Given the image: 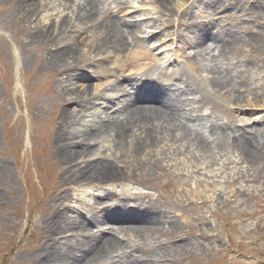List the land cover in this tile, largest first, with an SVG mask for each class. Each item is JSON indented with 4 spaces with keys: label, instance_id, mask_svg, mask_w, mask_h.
<instances>
[{
    "label": "rangeland",
    "instance_id": "1",
    "mask_svg": "<svg viewBox=\"0 0 264 264\" xmlns=\"http://www.w3.org/2000/svg\"><path fill=\"white\" fill-rule=\"evenodd\" d=\"M17 1L0 0V264H76L69 258L55 263L49 253L53 255L52 250L56 248L67 249L70 253L74 243L83 240V233L67 230L57 235L52 220L78 223L76 213L85 217L82 212H77L85 209L80 204L87 195L102 192L96 189L100 182L107 183L101 187L114 194L131 192L148 196L147 201L158 199L152 202L161 211L158 226L136 234L138 237L129 233L122 235V232L116 235L118 240L124 241L120 246L132 248V261L144 254L152 264H264V0H168L167 12L146 7L136 15H129L126 19L137 21L133 28L139 30V39L145 38V50L154 55L151 59L164 56L168 50L160 51L167 38L164 36L171 35L179 23H189L190 28L198 23L206 33L185 32L181 45L184 41L190 43L204 37L205 48L210 43L205 36L211 33L230 42V48L224 47L226 53L222 56L218 46H214L216 51L211 46L202 51L199 59V49L203 47H188L187 44L186 50L180 53L182 57L178 58L180 54L177 57V63L182 61L177 67L179 77L201 94L202 106L212 109L210 118H202V123L211 122V117L215 121L224 118L228 131L223 136L219 132L222 138L217 141L205 137L207 149L198 152L195 146L179 141V130L175 129L169 139L165 138L162 128L153 152L146 151L134 157L131 143L135 133L125 138L121 148L111 146L110 138L106 137L88 148L87 153L98 150L95 157L90 158L81 155L83 147L79 145L71 146L73 153L79 152L77 157L65 154L69 136L63 131L65 123L82 118L81 108L73 103L74 95L70 94L79 95L81 84L89 87L96 80L81 83L77 82V77L65 79L71 64L69 58L64 59L67 62L65 71L56 79L60 83L55 82L51 88L45 78L55 68L50 64L51 69L44 70L47 65L42 55L45 60L56 52L48 44L53 47L54 43L72 42L76 45L73 58L79 64L96 63L93 68L98 71L115 68L114 58L105 59L108 53L92 48L93 40L86 39L95 31L98 39L103 36V31H98L100 26L95 30L96 21L93 24L90 20L85 21L78 27L70 15L65 16L75 1L39 0L42 2L32 4L30 12L42 7L39 18L43 15L51 24L56 15L66 17L67 31L73 30L65 39H59V36L66 31L57 36L58 42H51L60 32L51 25L34 43V39L30 40L31 28L37 21L25 24L21 14L15 15L13 10ZM215 3L218 4L212 6ZM177 4H184L179 12ZM225 4L226 12L223 11ZM210 6L212 11L208 9ZM205 11L212 12L209 13L211 16L208 17ZM45 13H51V16L45 17ZM102 20L99 23L112 21L106 16L104 22ZM39 25L49 26L43 22ZM233 37L240 41L238 45L231 43ZM12 49L19 57L18 68L14 66ZM188 51L194 56L186 61ZM97 62L104 69L99 68ZM186 63L197 64V69L192 71L195 74L210 69L222 71L226 75L215 83L214 89L230 87L229 94L205 93L200 81L184 66ZM113 72L120 75L116 70ZM17 79L20 83L15 88ZM224 79L230 85L224 86ZM60 87L64 88H61L63 95L59 93ZM118 104L101 107V110L104 113L114 108V111ZM252 108L261 113L249 118L251 114L246 110ZM242 116L249 118V122L241 127ZM84 119L90 124L94 118ZM227 135L230 136L228 139L225 138ZM135 136L140 141L143 139L139 133ZM115 151H120V155L116 156ZM119 157L121 160L117 161ZM101 158L116 161L115 171L111 173L116 175L117 172L119 179H102L98 174L85 172L89 171L88 165L96 166ZM131 202L139 207V201ZM109 256L96 263L83 260L80 264H103Z\"/></svg>",
    "mask_w": 264,
    "mask_h": 264
},
{
    "label": "bare ground",
    "instance_id": "2",
    "mask_svg": "<svg viewBox=\"0 0 264 264\" xmlns=\"http://www.w3.org/2000/svg\"><path fill=\"white\" fill-rule=\"evenodd\" d=\"M63 1L65 0H52V2H56V3ZM153 1L155 3V6L160 5L158 7L159 9H161V7L167 8L165 6L167 0H153ZM36 2L40 4L42 1L39 3V0L38 1L30 0L23 3L21 0H18L17 3L15 4L16 15L19 14V12H22L21 14L23 15V19H26L27 22L28 21L30 22L32 18L36 17V15L34 11L30 12L29 9L32 7V4H35ZM100 5H101L100 2L97 0H80V4L74 10L75 12L73 11V13H75L74 19L75 22H77L76 24L82 25L84 24L85 21L89 22V20L91 24L95 23L97 17L101 14L102 11V9H100ZM183 6L184 4L181 5L177 4L176 8L180 10L181 8H183ZM121 8L122 6H119V9ZM106 13L107 11H105V14ZM41 21L43 22L44 20L42 19ZM104 24L99 23L97 25V27L101 26L103 28V36L99 38L100 40L96 39L95 41L92 42V46H93L92 48H95L97 51L103 49V51L105 50V53H109L108 56L107 55L105 56V59H109L110 57L109 55H112L114 57V60L116 61L115 69L119 73L127 72L129 74L132 73L133 75H135L137 72L142 71L143 68L145 69L147 64H145L143 61L144 55L142 54L134 55L128 53L129 51L128 44L126 40L123 38V33L117 31V29L120 26V23L118 21H116V24L111 22L108 24V27H106ZM66 25L67 23L63 21L61 22L60 27L65 28ZM126 33L128 36L130 32H126ZM201 33L204 35L203 31H201ZM231 40H233L231 43L234 44L240 43V41L236 40V37H233ZM212 43H218L220 45L219 55L221 56L226 53L224 47L226 49L230 48L229 47L230 42L228 41L227 43L224 41V39H221L219 41L213 39ZM199 45H201V43ZM75 46L76 45L74 44L68 46V43L62 44L60 46L61 52H58L59 51L58 49L56 52H54V55H52L49 60L50 61L53 60L54 62L57 63L61 62V64H63L66 62V60L64 59L71 58V66L76 67L78 65L77 62L79 61L73 58L75 56L73 53L76 50ZM185 54L188 53L186 52ZM80 65H82V67L78 68L79 71H81L83 66H85L83 65V62ZM98 66L99 68L104 69L102 68L103 65L101 66V64H98ZM186 67L189 70L191 69L195 70L197 69V64L196 63L186 64ZM108 72L109 70L107 71V73ZM105 73H106L105 69L104 71H100L99 73L101 74L100 77L103 76L105 78L106 77ZM207 73L212 76V79L209 81V83L200 80L201 82H203V84H205V87L207 86V88H213L214 86H216L215 83L218 82V80L223 79V77L226 75L220 70H212V69H210ZM179 84L181 83H178L177 85ZM224 86H227L225 81H224ZM79 87H80L79 95H83L85 98L89 96L90 98L86 101V103H84L78 101V100H83L80 98L79 95L75 93L70 94V96L74 95L73 99L75 101H73V103H75L77 107L81 108L79 114L82 115V118L75 119L73 120V122L65 123L63 134L69 136V139L67 140L68 148H66L67 150L65 151V154L68 153L72 157L73 156L77 157L79 155V152L73 153L72 151H74V149H72L71 146L74 147L76 145H79V147H83V150L81 149V155L82 154L87 155L88 158L93 156L95 157L98 150H96L95 153L94 151L91 153H87L89 150L88 148L90 146L94 144L96 145V143L92 144V142L95 141L99 142L103 138L105 139L106 137H109L111 141L110 143L111 146L113 145L114 148H121L123 147L125 138H129L130 135L133 133H135V135L136 134L138 135L139 133L143 138L140 141L138 138L137 139L135 138L137 136L135 135L133 136L134 137L132 140L133 143H131L132 145L131 154L133 155V157L141 153H145L146 151L152 153L154 150L153 148L156 142V137L162 132L159 131V129L162 128L164 132L163 134L164 136H166L165 138L171 139L172 138L171 135L173 131L177 129V131L178 130L180 131L178 137L179 141L182 142L185 141L186 144L195 146L196 151L198 152L207 149L205 143H203L199 138H196V136H191V134L186 133L184 128L178 123L177 111H181L183 104L178 103V101H175L174 99L173 100L169 99L167 100V102H161V103L159 102V106L153 104L152 102H149L146 105H141V104L139 105L135 102L131 103V101H129L128 103L122 105V108L119 111L114 112L113 115H108L106 111H104V113L102 112L101 107L109 108L108 104H112V102H114L113 96L112 95L109 96L106 92L114 91L116 87H109V89L105 87L101 91H98L97 87H95L94 89L91 88L90 86L87 87L84 84H81ZM61 88L63 87H60L59 92L62 94L63 91ZM65 90L67 91L66 88ZM174 111L177 113H174ZM79 114H77L76 117ZM63 115H67V114H63ZM98 115H100V117L102 118H98L97 117ZM84 118H94V119L90 122V124H88L89 121H87ZM95 118L97 119V121L95 120ZM161 136L164 137L163 135ZM115 152H116L115 153L116 156H119L121 153L120 151H115ZM121 157L116 158V160L117 161L121 160ZM111 162L113 161H110L109 158H101L100 163L99 162L96 163L97 164L96 166L95 164L94 166L88 165L90 167L89 171L85 170V172L87 171L88 173L90 172V173L98 174L102 179H110L111 177L118 178L117 172L116 175L114 173H111L115 171V168L117 166L116 161L115 163L114 162L111 163ZM80 176L82 177L81 173ZM83 176L85 175L83 174ZM137 216L138 217L144 216V220H139L138 222L131 223L129 219H126V221L123 220L119 221V219L108 220L102 216L100 217L91 216L90 217L91 219H87V218L79 219L78 223L76 224L80 223V225L66 224L65 222L63 223L61 219L52 220L53 227L55 229L54 232L55 233L57 232V235H60L67 230H71L72 232L83 233L86 237H89L90 240H88V242H85L83 240L79 242H75L73 247L69 251L70 253H67V249L56 248L55 251L54 249L52 250L53 255L50 253L49 255L52 259L55 258V260L53 259L55 263H58L59 259L61 261L63 259L69 258L71 260L73 259L76 264H80L81 261L86 259L90 260L91 262L92 261L98 262L103 257L107 256L110 251H114L113 253L115 255V260H117L116 264H131L132 262L134 264H147L146 261H149L152 264V261L150 259H146L147 256H144V254H142L143 256L139 257L137 260L132 261L130 248L123 247L126 252L123 251L120 256L119 251L117 249L122 248L120 245L123 243L120 242L118 239H116L114 236L111 235L105 236L102 233L101 235H93L90 233L91 231L90 228H98L99 227L98 222L105 221L107 224L111 226V228L107 229L103 233H110L119 229V231H123L124 233L131 234L132 237H138L136 236V234L139 235L143 233L142 231H147L148 226L145 227V225L151 226L152 224L150 222L154 221L155 218H152V215L148 213H143L142 210H139ZM125 223H129V224L131 223V225L129 226L128 224ZM140 225H143L142 229L138 228ZM124 226H126V228H124ZM133 234L135 236H133ZM74 253L79 254L81 256L74 255ZM113 260L114 259H111L108 262L104 261L103 264H112Z\"/></svg>",
    "mask_w": 264,
    "mask_h": 264
}]
</instances>
